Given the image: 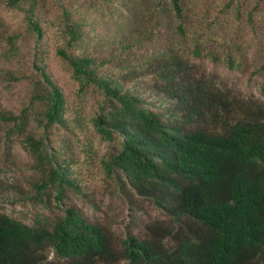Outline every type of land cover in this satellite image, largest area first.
I'll list each match as a JSON object with an SVG mask.
<instances>
[{
	"label": "trees",
	"instance_id": "obj_1",
	"mask_svg": "<svg viewBox=\"0 0 264 264\" xmlns=\"http://www.w3.org/2000/svg\"><path fill=\"white\" fill-rule=\"evenodd\" d=\"M37 1L24 0L23 9L40 38L43 27L32 14ZM153 6L151 17L158 9L174 14L178 19L169 27L185 33L183 0H156ZM63 14L60 31L74 50L58 46L56 51L81 86L93 83L104 93L105 104L92 118L99 134L111 141L114 133L120 136L103 160L106 173L115 177L131 207L135 192L151 199L170 221L145 223L134 232L131 212L119 234L73 205L62 206L63 213L53 219L37 216L31 224L0 210V264H264V104L220 85L173 50L134 62L122 57L102 71L105 62L82 43L84 21L73 19L70 7ZM133 38L122 28L112 57L123 55ZM194 51L200 53L198 47ZM226 62L233 66L231 56ZM37 66L46 81V88L32 95L44 104L38 114L46 123L66 124L63 90L45 61ZM145 76L153 78L148 87L135 83ZM147 93L159 98L157 103L145 98ZM2 116L19 128L26 122L10 112ZM25 142L40 163L48 164L43 180L57 181L58 198L65 187L80 189L68 176L67 162L48 150L46 134L27 133Z\"/></svg>",
	"mask_w": 264,
	"mask_h": 264
},
{
	"label": "rangeland",
	"instance_id": "obj_2",
	"mask_svg": "<svg viewBox=\"0 0 264 264\" xmlns=\"http://www.w3.org/2000/svg\"><path fill=\"white\" fill-rule=\"evenodd\" d=\"M155 1L38 0L32 13L43 27V35L38 38L23 9L28 2L18 0L23 6L18 7L0 0L1 211L31 224L37 216L53 219L63 213L62 206L73 205L89 219L108 225L119 234L126 231L131 212L137 222L135 226L131 223L134 232L141 231L145 223L170 221L151 199L135 192L131 207L115 177L106 173L103 160L119 145L120 136L114 133L111 141L99 134L92 118L105 104L104 93L93 83L81 86L69 63L56 51L58 46L74 50V46L65 44L60 31L65 7L72 9L73 19L84 21L82 43L105 62L100 67L102 71L112 68L113 60L122 57L134 62L151 59L157 51L173 50L212 75L220 85L242 98L251 97L264 104V0H183L184 34L169 27V21L178 19L174 14L160 9L157 16L148 14ZM122 28L129 30L134 42L123 55L112 57ZM195 47L200 49L199 54ZM40 56H44L43 61ZM227 56H231L233 66L226 62ZM44 61L46 71L65 95L66 124L46 123L38 114L44 108L43 101L32 98L36 91L46 88L37 66ZM138 79L137 85L148 87L153 78ZM144 96L153 103L159 99L148 93ZM7 112L23 117L24 126L19 128L15 120L4 118L2 114ZM27 133L46 134L48 150L67 162L68 176L74 178L79 190L65 187L62 197H57V181L44 182L49 174L48 164L40 163L29 150Z\"/></svg>",
	"mask_w": 264,
	"mask_h": 264
}]
</instances>
